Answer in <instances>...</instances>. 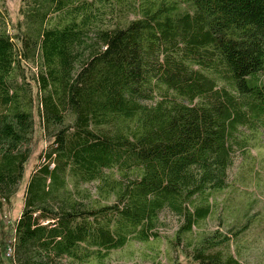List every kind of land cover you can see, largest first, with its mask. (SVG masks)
I'll use <instances>...</instances> for the list:
<instances>
[{
    "label": "trees",
    "instance_id": "trees-1",
    "mask_svg": "<svg viewBox=\"0 0 264 264\" xmlns=\"http://www.w3.org/2000/svg\"><path fill=\"white\" fill-rule=\"evenodd\" d=\"M186 2L21 0L15 23L0 12V208L36 123L48 144L25 179L12 264L101 262L156 236L165 209L177 238L210 214L239 129L264 128V0ZM229 242L204 235L184 264H242Z\"/></svg>",
    "mask_w": 264,
    "mask_h": 264
},
{
    "label": "rangeland",
    "instance_id": "rangeland-1",
    "mask_svg": "<svg viewBox=\"0 0 264 264\" xmlns=\"http://www.w3.org/2000/svg\"><path fill=\"white\" fill-rule=\"evenodd\" d=\"M178 1L180 11H190L186 0ZM20 3L21 0H0V12L8 22L15 23L20 19ZM132 18L134 16L128 14L126 20ZM8 32L11 33L10 26ZM236 142L232 164L227 170V186L211 194L210 214L190 233L177 238L180 220L165 209L159 213L157 226L153 230L156 236H151L147 241L129 240L122 248L110 251L103 261L92 259L84 264H172L174 260L184 264L186 254L199 238L215 232L230 237L223 251L231 253L242 264H264V128H240ZM47 145L36 123L33 152L26 165L24 180L9 203L1 201L2 264H12L14 223L21 210L25 179L35 166L45 162V158L39 160L38 157L47 149ZM83 187L89 189L94 197V184Z\"/></svg>",
    "mask_w": 264,
    "mask_h": 264
}]
</instances>
